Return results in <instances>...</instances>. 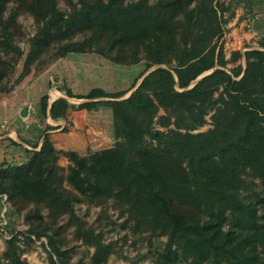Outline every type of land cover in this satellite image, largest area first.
I'll use <instances>...</instances> for the list:
<instances>
[{
    "label": "trees",
    "instance_id": "obj_1",
    "mask_svg": "<svg viewBox=\"0 0 264 264\" xmlns=\"http://www.w3.org/2000/svg\"><path fill=\"white\" fill-rule=\"evenodd\" d=\"M4 1L0 46L21 57L18 77L53 44L56 56L92 50L116 63L142 60L126 91L147 68L162 65L125 97L123 90L92 87L77 95L88 100L67 103L57 96L47 108L46 93L40 95L39 111L53 121L64 120L67 107H107L113 144L89 154L67 151L71 163L64 168L44 133L26 160L0 166V193L14 204L43 205L52 219L67 214L74 236L93 247L95 264L104 263L112 247L74 213V190L119 198L133 208L135 226L164 234L155 264H264V194L255 189V179L264 185V49L225 56L226 6L219 0H65L64 11L56 0H17L39 21L22 51L10 38L17 9L3 17ZM209 110L211 126L193 131ZM23 216L36 238L46 237L58 264H79L65 260L55 228L47 233V224L39 226L38 207ZM16 240L14 233L4 240L5 264H26Z\"/></svg>",
    "mask_w": 264,
    "mask_h": 264
},
{
    "label": "rangeland",
    "instance_id": "obj_2",
    "mask_svg": "<svg viewBox=\"0 0 264 264\" xmlns=\"http://www.w3.org/2000/svg\"><path fill=\"white\" fill-rule=\"evenodd\" d=\"M127 1L130 0H124ZM219 1L226 6L223 12L226 19L234 14L237 15L238 21L245 19L242 29H258L259 25L264 24V0ZM56 5L64 11L69 9L65 0H56ZM12 8L17 9V12L10 25V38L22 51H25L27 39L39 26V21L30 11L18 6L17 0L4 1L3 17ZM238 21L235 24H238ZM225 30H227L226 26ZM260 31L254 36L247 34L240 38L233 37L234 44L224 46L223 42L225 56L228 57L233 49L250 47L264 49L261 45L264 43V28ZM77 36L73 35V38ZM222 40H225L223 35ZM54 48L53 44L44 49L28 66L27 72L18 77L21 57L14 50H6L0 46V70L3 73L0 77V133L14 129L18 132L17 139L29 146V148L18 146L4 134V138L0 139V166L26 160L31 151L38 149L44 133L48 134L52 146L57 150L56 163L64 168L71 163L64 154L67 151L89 154L113 144L111 117L107 107L100 106L91 110L67 107L66 118L53 121L51 118L47 119L48 111L45 115L40 113L39 97L46 93L48 108L51 100L57 96L64 97L67 103L88 100L77 95H84L92 87H101L105 91H126L143 69V61L133 64L116 63L92 50L66 51L56 56L52 54ZM240 61L244 64L242 57ZM233 63L236 61L227 65ZM135 83L121 97L129 94L134 89ZM21 108H25L24 114L20 113ZM211 112L209 110L204 115V122L193 131L204 130L211 126ZM158 113H163L162 109H159ZM45 119H47L46 123H52L50 126L54 128L46 129V125L49 124L44 123ZM24 121L28 126H24ZM62 122H65L63 127ZM153 126L162 129L156 123ZM3 142L12 147L11 152L2 149ZM255 181V189L260 194H264V185L258 179ZM64 186L70 188V184L66 181ZM74 192L79 197L73 201L74 213L84 225L98 232L101 240L110 243L112 247V252L106 261L100 264H155L154 258L161 251L166 239L164 234H155L143 225L135 226L131 217L133 208L119 198L101 196L88 190H74ZM18 202L14 204L6 196L2 198L0 195V215L5 219L3 229H0V253L4 248V240L14 233L19 255L26 264H58L56 254L48 245L46 237L40 235L36 238L30 230L32 226L23 216L25 211L38 207V211L43 215L39 226L47 224L50 228L47 229V233L52 228L56 229L55 243L65 251V260L71 263L79 261V264H95L91 260L93 247L74 236L73 225L66 222L67 214L52 219L47 216V209L43 205H36L33 201L18 205ZM0 220H2L1 216ZM27 235L31 238L27 239ZM0 260L6 263L2 258Z\"/></svg>",
    "mask_w": 264,
    "mask_h": 264
},
{
    "label": "crops",
    "instance_id": "obj_3",
    "mask_svg": "<svg viewBox=\"0 0 264 264\" xmlns=\"http://www.w3.org/2000/svg\"><path fill=\"white\" fill-rule=\"evenodd\" d=\"M264 15V14H263ZM238 21V17H237V15L236 14H234L233 16H231V17H229V18H227L226 19V23H225V26H226V28H227V30H225L224 31V34H223V36H225V40H223V42H224V46H225V44H234V41L235 40H232V38L233 37H236V38H240V37H242V36H245V35H252V36H254V34H257L258 32H261L260 31V29H263L264 28V24L263 25H259V27H258V29L256 28V29H247V30H244V29H242V24H243V22L245 21V19L243 20H239L238 21V24H235L236 22ZM238 36V37H237ZM236 47H238V46H236ZM235 48V47H234ZM240 48V47H239ZM244 50V48H240V51H243ZM27 112H28V110H27ZM47 119H49L50 120V117H48L47 116ZM47 119H45L44 120V123H46V120ZM25 122V121H24ZM47 122H49V121H47ZM61 122V121H60ZM67 123V122H66ZM46 124H52V123H46ZM65 124V122H62L61 123V126L63 127V125ZM24 126H28V124L25 122L24 123ZM10 132H13L14 134L12 135ZM4 131L3 133H0V139L1 138H4V134H6L11 140H12V142L13 143H16V145H21V146H23V147H26V148H29V146H27L26 144L24 145V143L21 141V140H18L17 139V134H18V132L16 133L15 132V130L13 129L12 131ZM2 140H4V139H2ZM2 144H4V146L2 145V149L5 151H7L8 152V150H10L9 152H11L12 151V147H9V145L7 144V143H2ZM11 145V144H10ZM15 144H13V145H11V146H14ZM15 147H17V146H15ZM20 151H17V153H19ZM14 154V153H13ZM21 154V153H20Z\"/></svg>",
    "mask_w": 264,
    "mask_h": 264
},
{
    "label": "water",
    "instance_id": "obj_4",
    "mask_svg": "<svg viewBox=\"0 0 264 264\" xmlns=\"http://www.w3.org/2000/svg\"><path fill=\"white\" fill-rule=\"evenodd\" d=\"M156 66H158V64L157 65H154L153 67H151V68H149V69H147L139 78H138V80H137V82L135 83V85H134V87L133 88H135L136 87V85L138 84V82L140 81V79L142 78V76L145 74V73H147L148 71H150L152 68H154V67H156ZM212 68H210L209 70H206V71H204V72H202L200 75H198L195 79H193L192 81H190V83L188 84V86H190L191 84H193V82L196 80V79H198L201 75H203V74H205V73H207V72H209L210 70H211ZM187 86V87H188ZM132 90V89H131ZM130 90V91H131ZM128 95V94H127ZM126 95V96H127ZM20 113H22V114H24L25 113V108H21L20 109Z\"/></svg>",
    "mask_w": 264,
    "mask_h": 264
},
{
    "label": "built area",
    "instance_id": "obj_5",
    "mask_svg": "<svg viewBox=\"0 0 264 264\" xmlns=\"http://www.w3.org/2000/svg\"><path fill=\"white\" fill-rule=\"evenodd\" d=\"M2 198H5V194L4 193H0ZM2 220H0V229H3L4 223H5V219L2 215H0Z\"/></svg>",
    "mask_w": 264,
    "mask_h": 264
}]
</instances>
